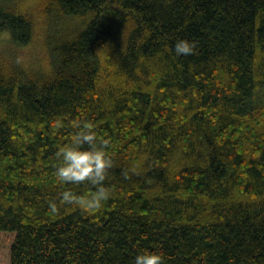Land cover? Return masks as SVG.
I'll return each mask as SVG.
<instances>
[{"label":"trees","instance_id":"obj_1","mask_svg":"<svg viewBox=\"0 0 264 264\" xmlns=\"http://www.w3.org/2000/svg\"><path fill=\"white\" fill-rule=\"evenodd\" d=\"M3 34L45 61L0 53V264H264V0H0ZM85 123L113 161L92 212L55 178Z\"/></svg>","mask_w":264,"mask_h":264},{"label":"clouds","instance_id":"obj_2","mask_svg":"<svg viewBox=\"0 0 264 264\" xmlns=\"http://www.w3.org/2000/svg\"><path fill=\"white\" fill-rule=\"evenodd\" d=\"M197 43L189 39H178L175 42L176 56L194 55ZM77 131L70 138V142L59 148L56 153L59 161L55 169V178L62 185L89 184L95 188L89 197H78L70 191L60 194L59 201L63 205L76 206L82 211H98L110 199L111 193L106 186L109 179V170L113 161L106 149L108 141H100L90 123L75 125ZM125 174V179H127ZM49 208L55 212L57 202L49 201ZM132 264H165L164 254L150 250H141L133 258Z\"/></svg>","mask_w":264,"mask_h":264},{"label":"rangeland","instance_id":"obj_3","mask_svg":"<svg viewBox=\"0 0 264 264\" xmlns=\"http://www.w3.org/2000/svg\"><path fill=\"white\" fill-rule=\"evenodd\" d=\"M39 35V33H38ZM7 38L8 34H3L0 36V53H9L10 55L20 58V60L31 67H36V64L43 65L45 61V53L43 48V40L41 37L36 38V40L29 46L12 52L8 47Z\"/></svg>","mask_w":264,"mask_h":264}]
</instances>
